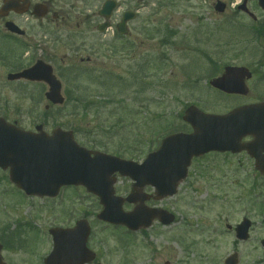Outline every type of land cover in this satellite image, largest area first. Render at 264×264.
<instances>
[{
    "label": "rangeland",
    "instance_id": "rangeland-1",
    "mask_svg": "<svg viewBox=\"0 0 264 264\" xmlns=\"http://www.w3.org/2000/svg\"><path fill=\"white\" fill-rule=\"evenodd\" d=\"M145 1L140 18L130 26V38H114L109 50L94 54L85 51L75 59L91 57L92 76L109 71L106 80L112 78L111 84L80 76L82 83L89 82L91 91L84 96L80 88L75 89V83L68 84L69 78L64 79L56 70L57 58L52 63L61 76L63 91L73 95L75 89L78 99L90 98L96 105L66 101L46 110L44 87L8 82V69L0 66V116L17 121L25 129H33L36 124H42L47 132L56 126L72 129L81 145L138 161L157 147L163 135L185 129L181 116L189 104L205 110L211 106L208 101H187L185 85L193 55L205 49H234L241 39L240 30L250 20L228 8L215 13L216 0ZM250 3L254 2L248 0ZM253 13L263 17L260 11ZM241 48L248 47L243 43ZM59 54L73 55L68 46ZM31 56L26 51L22 62ZM142 138L147 143L139 152ZM188 170L174 196L148 202L173 212L171 225L153 222L146 230L128 234L119 226L105 227L92 216L97 238L94 248L102 264H223L232 252L238 253V264H264V249L259 242L264 238V181L254 170L220 156L196 160ZM126 185V178L117 179L116 193L123 195ZM98 209L96 200L79 190L63 189L53 199L26 197L9 182L7 171L0 169L1 236L5 227L28 232L31 226L71 225L85 212ZM243 216L251 219L252 228L249 239L240 242L225 225L234 226ZM23 236L26 234L19 235ZM20 246L22 251H4V260L11 264H27V259L36 263V248Z\"/></svg>",
    "mask_w": 264,
    "mask_h": 264
},
{
    "label": "flooded vegetation",
    "instance_id": "flooded-vegetation-1",
    "mask_svg": "<svg viewBox=\"0 0 264 264\" xmlns=\"http://www.w3.org/2000/svg\"><path fill=\"white\" fill-rule=\"evenodd\" d=\"M140 1L136 0L131 7L125 9L137 13L134 19L127 22L128 30L130 25L139 19L142 7ZM250 10L262 13L254 4H251ZM41 11L45 14L43 17H38L37 14ZM125 11L119 15L112 13L109 17V0H0V66L7 68V73H12L31 67L38 61L55 64L54 60L57 58L56 70L64 75V79L67 74L71 78L74 76L73 72L88 70L89 68L83 64L90 63L89 60L82 61L80 58L78 61L80 65H73L71 61L74 57L85 51L94 54L102 49H109L110 42L116 37L130 38L129 31L126 35H120L116 29L117 21ZM246 15L249 16L250 23L240 30L241 39L234 49H205L196 52L188 72L186 90L187 101H208L211 106L207 111L210 113L227 115L236 111L242 131L238 146L249 145L252 148H259L256 156L243 149L236 153L208 152L201 158L220 156L229 163L234 161L235 165H244L256 171L257 160L264 165V17H250L247 13ZM112 20H116L114 25L116 32L110 35L109 23ZM11 23L22 29L24 34L9 30ZM35 37L40 39L35 41ZM243 43L248 48H241ZM65 46H68L73 54L70 58L60 57L59 52ZM26 51L32 56L22 62L21 57ZM44 55L49 58H45ZM52 68L57 75L53 65ZM57 77L61 80V76L57 75ZM215 79H218V82L212 85L211 82ZM19 81L47 88L41 81L20 79L10 82ZM259 177L264 181L263 176L259 175ZM126 181L124 196L133 188L132 182L127 178ZM78 188L97 201V198L87 193L83 187ZM143 191L149 195L154 194L150 186L144 187ZM151 197L147 202L153 201ZM126 206V210L133 207L129 204ZM250 208L256 211L253 209L254 206ZM96 214L97 211L94 210L81 215L89 220L91 228L86 244L95 251H97L94 248L97 238L94 236L92 216ZM101 223L109 227V224ZM49 228L50 226L31 228L28 232H24L26 236L23 238L19 237L21 233L12 237L0 235L2 251H10L17 246L21 250V244L28 245L29 248L37 250L36 264H43L44 257L51 250L52 237L48 232ZM98 261L95 258L85 264H97ZM25 262L31 264L29 259Z\"/></svg>",
    "mask_w": 264,
    "mask_h": 264
},
{
    "label": "water",
    "instance_id": "water-1",
    "mask_svg": "<svg viewBox=\"0 0 264 264\" xmlns=\"http://www.w3.org/2000/svg\"><path fill=\"white\" fill-rule=\"evenodd\" d=\"M257 1L264 9V0ZM244 4L245 1L239 8L243 9ZM112 7L113 3L109 2V11ZM223 8L224 4L220 2L215 7L217 11ZM126 18L124 16L123 21ZM119 31L125 32L121 27ZM21 76L46 81L49 85L46 97L54 104H62L60 83L54 78L49 66L35 64L9 78ZM183 120L191 125L192 132L167 135L158 149L149 153L142 163H136L87 150L76 144L71 131L55 128L48 135L41 126H36L37 132H31L0 117V167L9 169L10 180L27 195L55 196L61 186L83 185L99 197L103 208L97 217L101 220L123 224L132 230L149 226L155 217L163 224H168L173 220V215L161 209L142 205L131 212H124L122 203L136 202L140 195L131 193L126 198L115 196L112 189L115 178L112 175L118 172L122 176H129L139 187L153 185L157 190V198H161L175 192V186L186 176L187 166L193 156L211 150H238L234 148L239 138L234 114L223 117L189 106L184 111ZM262 165L258 163V170L264 174ZM140 200L143 202V199ZM249 226V221L244 219L236 228V236L246 239ZM87 230L84 220L77 221L71 229H52L55 246L46 264H81L83 261L80 257L83 258L87 249L84 238L80 241L79 236H86ZM236 262L235 255L225 259V264Z\"/></svg>",
    "mask_w": 264,
    "mask_h": 264
}]
</instances>
